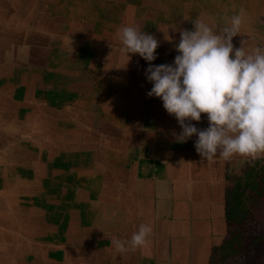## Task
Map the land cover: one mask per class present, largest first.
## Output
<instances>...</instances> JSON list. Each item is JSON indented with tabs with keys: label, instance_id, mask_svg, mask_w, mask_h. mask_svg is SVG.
<instances>
[{
	"label": "crops",
	"instance_id": "0c3cea01",
	"mask_svg": "<svg viewBox=\"0 0 264 264\" xmlns=\"http://www.w3.org/2000/svg\"><path fill=\"white\" fill-rule=\"evenodd\" d=\"M241 8L233 45L264 47V0H0V264H226L232 172L264 155L207 161L198 137L177 142L117 33L139 25L171 64L179 29L219 31ZM141 224L146 242L117 253Z\"/></svg>",
	"mask_w": 264,
	"mask_h": 264
},
{
	"label": "clouds",
	"instance_id": "9594fccd",
	"mask_svg": "<svg viewBox=\"0 0 264 264\" xmlns=\"http://www.w3.org/2000/svg\"><path fill=\"white\" fill-rule=\"evenodd\" d=\"M244 14L243 8L230 18L225 14L219 31L200 19L192 21L191 30L179 29L171 64L152 63L159 41L139 25H124L117 33L125 55L139 54L148 62L145 76L152 87L147 96L160 98L176 118L182 130L174 134L176 141L198 137L194 147L203 160L264 155V47L232 43ZM202 113L209 124L203 130L191 123L200 122ZM151 233L141 224L130 239L114 238L112 244L119 254L134 251Z\"/></svg>",
	"mask_w": 264,
	"mask_h": 264
},
{
	"label": "rangeland",
	"instance_id": "374dc122",
	"mask_svg": "<svg viewBox=\"0 0 264 264\" xmlns=\"http://www.w3.org/2000/svg\"><path fill=\"white\" fill-rule=\"evenodd\" d=\"M246 167H236L232 172L230 189L245 175ZM258 169L256 184L243 187L246 216L240 224L232 223V236L240 238V253L227 259L226 264H264V162Z\"/></svg>",
	"mask_w": 264,
	"mask_h": 264
},
{
	"label": "trees",
	"instance_id": "16d2710c",
	"mask_svg": "<svg viewBox=\"0 0 264 264\" xmlns=\"http://www.w3.org/2000/svg\"><path fill=\"white\" fill-rule=\"evenodd\" d=\"M263 163L262 160H253L251 164H247L245 175L238 180V183L234 188L227 194V208H226V217L232 223L240 224L246 216V207L244 199V185L249 187L254 186L255 179L258 175V168ZM240 246V238L234 237L231 235L228 242H226L219 250H215L216 257L214 261H217V258H221V263H226V260L237 256L240 252L237 250V247Z\"/></svg>",
	"mask_w": 264,
	"mask_h": 264
}]
</instances>
